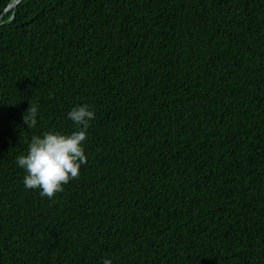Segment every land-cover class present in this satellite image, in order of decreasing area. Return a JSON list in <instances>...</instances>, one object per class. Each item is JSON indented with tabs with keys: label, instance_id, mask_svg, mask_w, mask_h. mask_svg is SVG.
Here are the masks:
<instances>
[{
	"label": "trees",
	"instance_id": "obj_1",
	"mask_svg": "<svg viewBox=\"0 0 264 264\" xmlns=\"http://www.w3.org/2000/svg\"><path fill=\"white\" fill-rule=\"evenodd\" d=\"M79 105L87 163L41 198L16 157L76 130ZM105 258L264 264V0H22L0 17V264Z\"/></svg>",
	"mask_w": 264,
	"mask_h": 264
},
{
	"label": "clouds",
	"instance_id": "obj_2",
	"mask_svg": "<svg viewBox=\"0 0 264 264\" xmlns=\"http://www.w3.org/2000/svg\"><path fill=\"white\" fill-rule=\"evenodd\" d=\"M39 105L30 101L23 113L24 124L30 129L37 125ZM75 125L70 133L47 131L31 137L26 154L16 157V164L24 170L25 189L38 190L41 198L52 199L64 190V185L80 175L82 165L87 163L85 142L90 122L95 112L88 105H79L67 113ZM102 264H113L105 258Z\"/></svg>",
	"mask_w": 264,
	"mask_h": 264
},
{
	"label": "water",
	"instance_id": "obj_3",
	"mask_svg": "<svg viewBox=\"0 0 264 264\" xmlns=\"http://www.w3.org/2000/svg\"><path fill=\"white\" fill-rule=\"evenodd\" d=\"M22 0H14V2L9 3L1 12H0V17H2L3 14H5L7 11L10 9L15 8L17 4H19Z\"/></svg>",
	"mask_w": 264,
	"mask_h": 264
},
{
	"label": "bare ground",
	"instance_id": "obj_4",
	"mask_svg": "<svg viewBox=\"0 0 264 264\" xmlns=\"http://www.w3.org/2000/svg\"><path fill=\"white\" fill-rule=\"evenodd\" d=\"M14 2V1H13Z\"/></svg>",
	"mask_w": 264,
	"mask_h": 264
}]
</instances>
